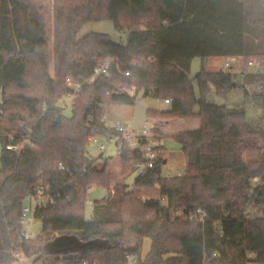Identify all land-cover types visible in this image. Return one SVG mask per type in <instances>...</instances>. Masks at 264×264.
Returning a JSON list of instances; mask_svg holds the SVG:
<instances>
[{
  "label": "trees",
  "instance_id": "16d2710c",
  "mask_svg": "<svg viewBox=\"0 0 264 264\" xmlns=\"http://www.w3.org/2000/svg\"><path fill=\"white\" fill-rule=\"evenodd\" d=\"M53 10L51 50L32 0H0V264L12 261L14 243L49 264H264V128L252 126L242 107L207 101L210 92L225 97L237 87L231 71L208 70L210 59L264 65L260 44L246 41L252 28L264 29V18L242 0H53ZM102 20L126 31L125 42L99 32L78 37ZM194 58L202 64L192 79ZM107 62L109 76L93 78ZM68 78L81 87L65 116L58 104L71 95ZM144 90L168 100V109L148 110L147 118L158 138L181 145L187 173L195 174L162 177L161 157L129 190L123 181L137 161L123 151L122 180L87 219V187L108 185L106 167L94 169L88 139L113 132L103 124L105 106L133 105ZM252 100L264 110V86ZM8 143L23 146L12 151ZM250 149L261 151L254 163L242 158ZM40 181L55 203L36 209L42 231L20 242L24 200ZM62 235L100 245L50 254L48 244ZM145 238L151 244L143 255Z\"/></svg>",
  "mask_w": 264,
  "mask_h": 264
},
{
  "label": "rangeland",
  "instance_id": "374dc122",
  "mask_svg": "<svg viewBox=\"0 0 264 264\" xmlns=\"http://www.w3.org/2000/svg\"><path fill=\"white\" fill-rule=\"evenodd\" d=\"M253 14V16L258 18H264V0H242ZM32 2L37 6L42 12L47 23V41L50 49L53 48V20H54V10H53V0H32ZM89 32H99L110 35L113 41L117 43L125 42L126 31L118 32L114 29L113 23L109 20H102L97 22L87 23L78 33V37H82ZM246 41L251 43L254 41L256 44H260L261 49L264 50V29L261 27H254L252 31L246 38ZM213 59L209 60L208 70L217 71H231L234 74V82L237 87L231 90L225 97H218L214 92H210L207 96V101L218 105H227L229 107L239 106L245 110L246 120L252 126H261L264 128V110L255 105L252 100V95L258 93V74L264 72V65L260 67L249 65L242 58L238 62L225 59L220 57L212 63ZM228 62L231 68L225 67V63ZM212 63V65H211ZM202 60L200 58H194L190 69V78H194L195 75L201 69ZM247 75L249 78L246 80L244 77ZM246 80V81H245ZM194 88L198 95V88L196 82L194 81ZM248 95L245 94V91ZM73 97L65 96L60 101L58 106L63 108V114L65 116H70L71 114V104ZM0 104H1V89H0ZM169 108V105L164 102L163 99L155 97L152 93L143 97V92L139 94L135 103L133 105L126 104H110L105 106V115L110 119V123L113 124L115 120H122L126 122H131L135 127H142L147 119L148 110L162 111ZM163 151L162 157L167 160L162 167V177H176L181 175H186L187 173V159L185 154L181 149V145L172 137H163ZM1 152V145H0ZM87 152L89 156L96 159V165L99 168L106 167L108 174V185H92L89 192L87 193V199L93 201H101L104 197L108 195L109 192L116 190L117 185L120 183L122 164L117 152V148L111 146L108 147L106 151L99 152L93 144H88ZM261 151L258 149H250L242 154L244 161L248 163H254L260 158ZM100 156V157H99ZM1 166V163H0ZM195 174L193 171L187 173L188 176ZM138 174L134 172L129 177H127L123 182L128 186L130 190L133 188L134 179ZM259 182V178L252 181L254 186ZM29 201L25 202L27 206ZM94 205V204H93ZM93 205H86L85 216L87 219L91 218ZM254 212L257 214V207H253ZM30 220L23 226L29 238L37 237L42 231V222L40 219L34 217V212H29ZM150 239L145 238L143 240L142 254L146 255L150 249ZM25 255V254H24ZM51 259V258H50ZM47 256H43L41 259L36 260L25 256L27 264H49L51 262ZM17 264V263H13ZM129 264H135L133 259H130Z\"/></svg>",
  "mask_w": 264,
  "mask_h": 264
},
{
  "label": "built area",
  "instance_id": "2783aa9c",
  "mask_svg": "<svg viewBox=\"0 0 264 264\" xmlns=\"http://www.w3.org/2000/svg\"><path fill=\"white\" fill-rule=\"evenodd\" d=\"M229 60L238 62V58H229ZM249 65H254L260 67L262 63L259 61H249ZM109 62L104 65L97 66L94 69L93 78L100 75L109 76L110 72L108 69ZM225 67L231 68L228 62L225 63ZM125 75L129 76V72H125ZM67 86L71 89V97H74L80 90L81 84L73 80L72 78L67 79ZM264 86V80L258 83L257 89L261 90ZM132 93V91H131ZM165 102H168L166 100ZM103 124L112 128L113 132L110 134H99L89 137V143L93 144L99 152H104L108 147L117 148V152L122 154L123 151L127 153V156L131 159H135L137 163L135 164V172L139 174H144L149 170L156 167L157 161L162 157L161 148H163L162 140L156 136L152 131L153 121L152 119H147L146 123L142 127H135L131 122H126L122 120H115L113 124L107 122L106 117L103 118ZM15 133L10 136V140H13ZM22 144H12L8 143L6 149L12 151H19L22 148ZM91 187H87L86 193L89 192ZM164 201L165 199L162 198ZM29 201L26 206L25 202ZM55 203V197L50 190V186L38 182L34 187V193L26 196L24 200V205L21 212L20 223L24 226L27 221L30 220L29 212L33 211L35 213L36 209L41 208L45 204ZM86 205H93L94 202L87 199L85 200ZM200 212V210H198ZM176 216H182L180 211L175 213ZM194 214L190 216L193 218ZM24 239H30L26 232H22V238L19 240L22 242ZM12 257V261L9 264H27L25 260L24 252L19 247H16L15 243L12 249L9 251ZM84 264H100L99 261L94 260L92 263Z\"/></svg>",
  "mask_w": 264,
  "mask_h": 264
},
{
  "label": "water",
  "instance_id": "95a60500",
  "mask_svg": "<svg viewBox=\"0 0 264 264\" xmlns=\"http://www.w3.org/2000/svg\"><path fill=\"white\" fill-rule=\"evenodd\" d=\"M149 94V90H144L143 97H146ZM59 122V119L56 121ZM95 170H100L101 168L94 165ZM259 216V213H257ZM99 242H90V243H81L74 236L62 235L58 236L54 241L48 244L47 251L50 254H66L71 252L81 251L87 248H96L99 247ZM36 260L41 259L40 256L34 258Z\"/></svg>",
  "mask_w": 264,
  "mask_h": 264
},
{
  "label": "crops",
  "instance_id": "0c3cea01",
  "mask_svg": "<svg viewBox=\"0 0 264 264\" xmlns=\"http://www.w3.org/2000/svg\"><path fill=\"white\" fill-rule=\"evenodd\" d=\"M217 59H218V58H214V59L212 60V61H213L212 63H215V61H217ZM212 63H211V65H212ZM208 66H209V65H208ZM105 117H106V119H107V122H108L109 124H111V123H110V119H109V117H108L107 115H105ZM147 119H149V118H147ZM147 119H146V120H147ZM145 123H146V121H145ZM144 125H145V124H144ZM160 139H161V138H160ZM161 140H162V139H161ZM90 144H91V143H90ZM162 144H163V143H162ZM118 155H119V158H120L121 155H120L119 152H118ZM166 162H167V160L164 158L163 163L165 164ZM113 192H114V191H112V192H110V193L113 194ZM33 259H34V258H33ZM96 261H99V260H96ZM99 263L101 264L100 261H99Z\"/></svg>",
  "mask_w": 264,
  "mask_h": 264
}]
</instances>
